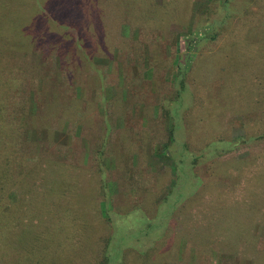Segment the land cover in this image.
Here are the masks:
<instances>
[{
    "label": "trees",
    "instance_id": "1",
    "mask_svg": "<svg viewBox=\"0 0 264 264\" xmlns=\"http://www.w3.org/2000/svg\"><path fill=\"white\" fill-rule=\"evenodd\" d=\"M173 1L48 0L53 7L43 5L41 36L27 42L0 37V248L12 247L9 262L22 260L17 231H38L40 217L28 201L66 198L61 186L49 193L43 181L50 170L63 175L87 164L96 177L101 223L94 224L88 251L76 264H264V197L247 199L248 186L257 183L262 192H256L264 194V119L251 108L243 117L248 107L237 105L224 125L228 132L190 134L183 119L193 107L192 70L183 66L174 38L159 33L182 22L167 18ZM250 2L264 6V0ZM247 16L260 17L252 9ZM223 21L215 26L220 31L213 25L198 39L205 49L195 55L220 48ZM129 27L130 34L142 28L143 35L125 36ZM157 57L170 58L163 73ZM132 71L142 75L137 83L118 77L110 106L98 100L109 88L106 74L127 77ZM120 107L131 123L113 121ZM135 107L142 117L133 123ZM237 122L241 135L232 134ZM151 155L169 157L168 172L151 168ZM64 217L57 222L65 242L71 231L79 243L83 226ZM121 228L127 237L119 235ZM195 228L203 231L197 243L190 233Z\"/></svg>",
    "mask_w": 264,
    "mask_h": 264
},
{
    "label": "rangeland",
    "instance_id": "2",
    "mask_svg": "<svg viewBox=\"0 0 264 264\" xmlns=\"http://www.w3.org/2000/svg\"><path fill=\"white\" fill-rule=\"evenodd\" d=\"M47 1L0 0V26L3 29L0 37H22L27 42L33 35L41 36V31L46 27L42 23L43 5H46V10L53 7V3L48 4ZM195 1L192 5L189 0H178L170 3L167 18L169 20H182V22H171L165 26V30H160L159 33L174 38V46H176L183 66L189 71L192 70L189 74V81L194 91L190 99L193 107L191 115L183 119L184 124L188 125L192 136L213 137L221 134L222 131H227L224 125L230 115L237 111V105L248 107L243 113V117L249 116V109L251 108L257 120L264 119V6L262 4L255 5V3L250 2L251 0H233L228 5H225V0H217L213 3L210 2V4V0ZM207 7L209 12L204 17L203 13ZM251 9L259 14L258 19L251 20L248 18L247 12ZM212 13L215 15L212 16L214 22L209 20V24H202L201 21L209 18ZM222 20L225 22L222 25L225 30L221 33V37L226 38L221 40L220 48L214 53L204 50L195 55L194 53L196 50L198 51L200 46L205 49L201 43L197 44L198 39L207 37L212 26L221 25ZM219 28L215 27L214 29L220 31ZM70 29L74 32V27H70ZM130 31V27L125 28V36L141 37L143 35L142 28H136L131 34ZM251 43L257 44V50L253 52L249 50ZM169 57L173 56L169 55ZM157 59V65H161L158 72L163 73L170 58L168 62L159 57ZM139 73L132 71L127 77L126 75L106 74L104 89L109 88H107V93L106 91L105 94L103 92L104 98L98 97V100H103L104 104L110 106L109 95L111 96L113 85L119 81L118 77H121L123 81L137 83L136 79L142 76ZM146 75L147 72L144 77ZM122 86L126 87L124 83ZM256 92H258L257 96H255ZM142 95L147 97L146 94ZM135 99L137 98L135 97L133 100ZM120 109L111 117L113 121L119 125L131 123L128 116L123 113V109L121 107ZM141 109L140 106L143 115V109ZM134 110L137 115H131L132 122L139 121L138 118L142 117L136 107ZM166 122L167 126L170 125L169 120ZM232 127V134L241 135L244 133L242 123L237 122ZM121 147V142H116L115 148L119 150ZM245 153L242 152L240 156H244ZM170 163L171 160L165 155H151L150 157V167L158 171L166 169L168 172ZM224 166L228 167L227 165ZM108 167L114 168V162H110ZM90 169L89 165L83 164L80 168H75L73 173L63 175L56 172L54 174L52 173L53 170H50L46 177L47 180L43 181L44 184L48 181L49 193L52 192L54 186L57 188L61 186L62 192L66 191V198L51 199L50 195V198L47 199H30L28 201L35 209V215L40 217L37 234L29 232L30 229L27 228L17 231L16 236L19 241L15 244V248L22 253V260L9 262L7 253L12 247L3 246L0 248L1 264H76L80 262L79 257L88 251L89 236L94 234L95 228H97L94 224L101 223V218L97 212V189L94 185L96 177L89 176L91 175ZM231 170L227 172L231 174ZM227 177L228 175H226ZM259 187V183L248 186V194L245 193L247 199L264 197L263 193L256 192ZM259 191L262 192L261 187ZM143 199H149V197ZM145 204L147 205L148 202ZM64 214L72 219L76 218L79 224L83 226L79 243L73 242V232L71 231H69L70 241L65 242L61 232L62 228L57 222L59 219H65ZM182 231H186V229ZM200 232L203 231L198 228L190 232L195 236L194 242L196 243L199 241L200 236L198 234ZM119 235L127 237L129 234L125 228H121Z\"/></svg>",
    "mask_w": 264,
    "mask_h": 264
}]
</instances>
